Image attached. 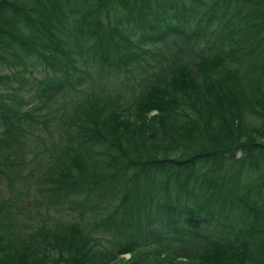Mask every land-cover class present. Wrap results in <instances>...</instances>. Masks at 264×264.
<instances>
[{"label": "trees", "instance_id": "trees-1", "mask_svg": "<svg viewBox=\"0 0 264 264\" xmlns=\"http://www.w3.org/2000/svg\"><path fill=\"white\" fill-rule=\"evenodd\" d=\"M0 264H264V0H0Z\"/></svg>", "mask_w": 264, "mask_h": 264}, {"label": "rangeland", "instance_id": "rangeland-1", "mask_svg": "<svg viewBox=\"0 0 264 264\" xmlns=\"http://www.w3.org/2000/svg\"><path fill=\"white\" fill-rule=\"evenodd\" d=\"M40 137V139H43V141L46 143V144H49V143H47L45 140L47 139L46 138V136H45V134H42V136H39ZM35 142V140L34 139H32L31 141H30V143H29V145L27 146V150L28 149H30L32 146H33V143ZM49 142V141H48ZM26 150V151H27ZM29 152H27L26 154H28ZM28 196H29V194H28ZM31 199V198H30ZM29 207H30V205H28ZM131 259V255L130 254H124V255H122V256H120L119 257V259H118V263H121V262H124V261H128V260H130Z\"/></svg>", "mask_w": 264, "mask_h": 264}]
</instances>
